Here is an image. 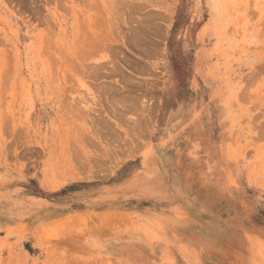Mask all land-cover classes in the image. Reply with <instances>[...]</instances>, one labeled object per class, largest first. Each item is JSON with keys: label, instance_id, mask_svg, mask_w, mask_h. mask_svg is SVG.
Masks as SVG:
<instances>
[{"label": "rangeland", "instance_id": "1", "mask_svg": "<svg viewBox=\"0 0 264 264\" xmlns=\"http://www.w3.org/2000/svg\"><path fill=\"white\" fill-rule=\"evenodd\" d=\"M0 264H264V0H0Z\"/></svg>", "mask_w": 264, "mask_h": 264}, {"label": "bare ground", "instance_id": "2", "mask_svg": "<svg viewBox=\"0 0 264 264\" xmlns=\"http://www.w3.org/2000/svg\"><path fill=\"white\" fill-rule=\"evenodd\" d=\"M146 7V6H145ZM97 21H98V19H97ZM99 22V21H98ZM100 22H101V20H100ZM102 23H103V21H102ZM97 24H99V23H97ZM87 46V45H86ZM90 47V46H89ZM138 71V70H137ZM122 76V75H121ZM125 77V76H124Z\"/></svg>", "mask_w": 264, "mask_h": 264}]
</instances>
